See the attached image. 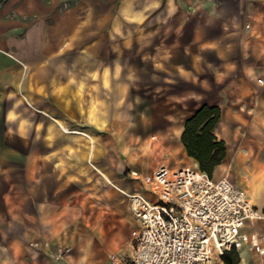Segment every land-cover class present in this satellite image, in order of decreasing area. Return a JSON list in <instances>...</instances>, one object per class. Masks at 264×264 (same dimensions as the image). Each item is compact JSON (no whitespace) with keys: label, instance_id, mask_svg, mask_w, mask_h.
I'll return each instance as SVG.
<instances>
[{"label":"crops","instance_id":"1","mask_svg":"<svg viewBox=\"0 0 264 264\" xmlns=\"http://www.w3.org/2000/svg\"><path fill=\"white\" fill-rule=\"evenodd\" d=\"M172 1L186 3L196 0ZM202 1L212 9L203 22L197 14L173 13L168 16L169 18L163 19L155 31L150 30L151 34H146V38H156L153 45L149 44L150 40L149 43L140 40L139 45L136 38L117 45L115 39L111 38L116 34L115 31L112 33L108 30L105 34V37H108L106 42H109L108 56L104 57L107 62L105 61L103 69L99 68L98 73L94 74L96 82L93 85V106L82 113L76 110L71 115V112L65 109L64 102L67 96L64 93L60 99L65 108L58 110L56 107L59 93L53 92L52 87L58 83L57 80L68 83L66 81L69 80L68 72H63L56 65L52 66L49 60L43 62L32 60L33 53L41 49L40 41L38 44L35 39L43 30L34 25L24 31L23 39H13L11 51L18 58V62L22 61L21 53H28L30 58L24 66L31 70L43 67L48 70L44 80H49L47 87L51 89L45 94L49 107L45 109L32 107L28 110L30 115L36 116L32 128V132L36 133V140H30L29 149H45L44 173L42 166L39 165L41 157L37 152L30 151L26 174L27 186L21 189L13 185L10 188L12 197L17 198L13 202V214H28L29 225L25 232L28 241H35L39 246H43L44 243L55 245L57 242H68L70 238L69 244L72 243V237L76 236L77 230L71 231L68 235L63 233L65 226L63 215L85 213V206L81 200L68 205H65V202L67 198L72 201L78 199L79 186H84L86 178L94 185L100 182V153L102 149L107 147L110 149L112 144L107 143L117 141L116 135L126 130L130 112L128 102L134 89L132 82L134 80H161V85L157 86L154 92L151 91L153 99L155 96L160 105L172 109L164 114L170 123L165 128L157 130L159 138L158 143L152 145L150 166L154 167L160 163L171 167L185 165L181 163L177 154H182L189 160L188 166H194L192 164L194 160L186 155L180 141L184 120L203 104L217 106L220 109V118L214 126L213 133L224 142L225 156L220 164L214 167L212 178H227L235 187L241 189L264 215V84H259L256 79L257 73L264 75V43L250 37L254 31L259 30L254 20L257 16L252 15V18H249L251 21L247 19L246 23L245 19H241L239 14L234 12L235 10H231L232 4L229 0ZM26 2L28 1L19 6V10L24 14H35L36 8L27 7ZM170 21L172 23H169ZM213 23H218L220 30H215ZM74 32L76 35L71 36L83 35L79 30ZM52 33L50 36L60 38L52 51L58 53L68 51L69 32L61 30L58 34ZM262 34L264 33L260 32V35ZM234 35L239 38L235 45L238 54L236 57L231 55L234 44L230 37ZM99 42L100 38H93L94 52H100ZM148 48L153 51L155 49L157 59L152 63V68L158 70L157 75L138 76L130 70L127 59L120 54L124 52L143 54L149 51ZM77 49L84 52V46ZM208 52L215 54L218 63L213 64L207 58L205 54ZM101 58L98 59V66ZM32 73L30 72L28 80H41L37 72L35 75ZM104 87L108 89L106 95L110 100L108 108H102V102L106 101L102 97L101 89ZM19 113L20 111L17 115ZM89 132L94 134V139L98 136V140L91 139L87 135ZM40 134L43 140L40 139ZM102 134L108 137V142L101 139ZM25 177L23 174V179ZM40 180L44 181L43 186L41 183L37 184ZM69 183L72 184L71 189L67 188ZM9 196L8 192L0 188V198L5 208ZM76 228L72 227L73 230ZM254 230L264 245V217L255 222ZM21 240L20 236L12 238V253L15 257L12 264H17L18 258L27 259L20 256L18 246L20 247ZM73 242L77 244V240ZM27 249L29 264H36L37 255L43 251L34 250L30 246ZM96 257L97 251L92 248L75 259L98 264ZM255 257L257 264L263 262L264 258L258 254L244 251L240 255V263L243 264L248 262L249 258Z\"/></svg>","mask_w":264,"mask_h":264},{"label":"rangeland","instance_id":"2","mask_svg":"<svg viewBox=\"0 0 264 264\" xmlns=\"http://www.w3.org/2000/svg\"><path fill=\"white\" fill-rule=\"evenodd\" d=\"M25 1H28L27 7L36 8L35 14L28 15L19 10V6ZM229 1L232 4L231 10H235L234 12H237L241 19H245V22L251 19L252 15L257 16L254 20L259 30L254 31L250 37L264 43V34L260 35V32L264 33V0ZM211 10L210 5L204 4L202 0L186 3L172 0H2L0 2V188L10 195L6 199V208L0 198V264L13 263L15 257L12 253L11 241L14 236L22 238L18 249L20 256L27 258L25 260L18 258L17 264H29L28 246L43 251L37 255L36 264H90L88 260L81 262L75 257H81V253L92 248L97 251L98 264H111L109 260L111 253L125 254L129 250L132 231L136 228L135 218L129 208V196L132 193L143 196L149 194L151 175L157 166L151 167L149 163L152 158V145L158 143L157 130L165 128L170 123L164 114L172 110L170 107L167 109L160 105L155 96L153 99L151 91L154 92L156 87L161 85V80L132 81L134 89L128 102L130 112L125 132L117 134V141L112 140V142H108V137L104 134L101 136V139H106L107 144H112V147L101 150L100 182L94 185L86 178L83 182L84 186H79L78 199L74 197L76 201H72L67 198L65 202V205H68L81 200L85 206V213L63 215L65 221L63 233L68 235L71 231L77 230L76 236L72 237L71 244L69 238L68 242H57L55 245L44 243L43 246H39L35 241H28L25 238L29 225L28 214H13L12 206L14 199L17 198L12 197L10 188L13 185L21 189L27 186L26 174L30 151L37 152L41 157L42 161L40 160L39 165L42 166L44 173L45 149H29L30 140H36V133L32 132L36 116L30 115L28 110L32 107L40 109L49 107L45 94L51 89L47 87L49 80H44L48 70L44 67L31 70L28 66H24L30 58L28 53H21L22 61L18 62V58L11 51L13 39H23L24 31L34 25L43 30V33L35 39L37 43L40 41L38 44L41 49L33 53L32 60L35 62L49 60L52 66L56 65L63 72H68L69 80H66L68 83L57 80L58 83L52 87V90L59 93L57 109L65 108L60 99L63 98L62 93H64L67 96L64 102L65 109L72 115L76 110L82 113L93 106V85L96 82L94 74L98 73L99 68L103 69L107 62L104 57L108 56L109 42H106L108 37H105L108 30L112 33L115 31L116 34L111 38L115 39L117 45L128 43L132 38H136L139 45L140 40H146L147 43L151 41L149 44L153 45L156 38H146V34H151L150 30L155 31L163 19L169 18L171 14L189 12L197 14L203 22L212 12ZM217 24L213 23V28L220 30ZM61 30L69 32L70 47L68 51L59 50L58 53L52 49L56 47L60 38L50 36V33L58 34ZM75 30H79L83 35L71 36L76 35V32L73 33ZM97 37L100 38V52H94L92 48L93 38ZM230 40L234 44L231 55L236 57L238 54L235 45L239 38L234 35ZM80 46H84V52L77 49ZM148 49L149 51L143 54L124 52L120 56L127 59L130 70L138 76L157 75L158 70L152 68V63L157 59L155 49L154 51ZM205 55L213 64L218 63L214 53L208 52ZM99 57L102 58L98 66ZM30 72H33V75L37 72L41 80H28ZM259 78L264 81V75L261 73L256 74V79ZM101 90L102 97L106 99L102 102V108H108L110 101L106 96L108 89L104 87ZM18 111H20L19 115H17ZM87 135L93 140L96 138L98 140V136L94 139V134L91 132ZM41 136L40 134V139L43 140ZM177 156L181 159V163L185 165L189 163L182 154ZM23 174L26 176L24 179ZM40 183L43 186L44 181L40 180L37 184ZM67 188L71 189L72 184L69 183ZM80 188L83 190L81 191ZM6 209L9 211L6 212ZM74 226L77 227L75 230L72 229ZM76 240L77 244L73 242ZM58 248H68V251L61 258L56 259L53 253ZM255 259L256 257L249 258L248 262L243 264H257ZM240 262L239 256L238 264H241ZM215 264L220 262L215 261Z\"/></svg>","mask_w":264,"mask_h":264},{"label":"built area","instance_id":"3","mask_svg":"<svg viewBox=\"0 0 264 264\" xmlns=\"http://www.w3.org/2000/svg\"><path fill=\"white\" fill-rule=\"evenodd\" d=\"M129 208L136 220L129 250L111 253V264H215L231 250L264 257L254 230L262 213L227 178L213 179L198 166L157 165L149 194H130ZM67 251L58 248L53 257Z\"/></svg>","mask_w":264,"mask_h":264},{"label":"trees","instance_id":"4","mask_svg":"<svg viewBox=\"0 0 264 264\" xmlns=\"http://www.w3.org/2000/svg\"><path fill=\"white\" fill-rule=\"evenodd\" d=\"M220 118L217 106L203 104L191 116L185 118L180 141L186 155L196 161L200 170L212 176L214 167L225 156V146L213 133V129ZM224 264H238L239 254L231 250L220 256Z\"/></svg>","mask_w":264,"mask_h":264},{"label":"bare ground","instance_id":"5","mask_svg":"<svg viewBox=\"0 0 264 264\" xmlns=\"http://www.w3.org/2000/svg\"><path fill=\"white\" fill-rule=\"evenodd\" d=\"M194 166L195 165H197V163H196V161H193V163H192ZM264 217V215L263 214H261V216H260V218H263ZM220 264H222V261H220Z\"/></svg>","mask_w":264,"mask_h":264},{"label":"snow or ice","instance_id":"6","mask_svg":"<svg viewBox=\"0 0 264 264\" xmlns=\"http://www.w3.org/2000/svg\"><path fill=\"white\" fill-rule=\"evenodd\" d=\"M14 119V117H12Z\"/></svg>","mask_w":264,"mask_h":264}]
</instances>
